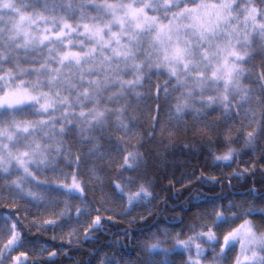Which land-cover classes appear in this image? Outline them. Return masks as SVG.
Returning a JSON list of instances; mask_svg holds the SVG:
<instances>
[{"label":"snow or ice","instance_id":"1","mask_svg":"<svg viewBox=\"0 0 264 264\" xmlns=\"http://www.w3.org/2000/svg\"><path fill=\"white\" fill-rule=\"evenodd\" d=\"M141 115L152 129L146 139L137 131ZM157 130L190 134L181 147L207 152L217 168L257 152L264 161V0H0V200L19 204L15 211L32 215V227L72 229L70 246L82 234L93 247L74 264H176L171 256L180 264H264V173L259 188L240 185L239 203L217 205L226 197L214 187L191 192L193 179L206 187L247 182L254 164L229 172L227 181L204 169L197 176L193 165L182 186L205 213L188 226L191 234L183 226L175 235L165 230L164 240L152 233L154 242L133 249L134 258L103 251L111 245L95 234L106 220L93 215L99 209L83 177L110 190L100 201L105 212L113 211L106 202H126L117 214L127 215L155 199V182L143 170L152 149L139 148ZM125 137L138 138L135 151ZM118 160L119 182L105 183L101 173ZM19 224V215L0 217L9 233L0 264H30L25 252L11 256L31 243ZM56 256L31 264H54Z\"/></svg>","mask_w":264,"mask_h":264},{"label":"trees","instance_id":"2","mask_svg":"<svg viewBox=\"0 0 264 264\" xmlns=\"http://www.w3.org/2000/svg\"><path fill=\"white\" fill-rule=\"evenodd\" d=\"M247 83V81H245ZM152 115H156L155 110H153ZM213 115H218V113H213ZM185 119H190L185 117ZM137 131L146 139L148 133H151L152 129L150 126V121L147 115H141L137 125ZM115 135L123 136V133H116ZM235 135V133H233ZM129 140L128 151L132 152L136 150L138 144L137 137H125ZM191 139L190 134L185 136L183 133H178L173 130V133L169 136L168 132L165 131L163 135L157 130L156 137L154 140L150 141L145 147L139 148V151L143 154L146 148L152 149V151L145 157L148 164L147 168L143 169L147 171L149 177L155 182L154 187L149 190L155 196V199L150 201H144L143 204L138 205L127 215H118L127 205L126 202H120L116 200L115 202H106L108 208L113 209V211H104V207L101 206L100 201L105 200V193L110 194L109 189H105L102 193L98 188V182L95 178H91L85 173L83 179L88 181L91 185L87 189L88 197L95 203V207L99 209L98 212L93 213V215L99 214L106 220L104 229L100 233H96L100 237V243L103 245H111L110 247H104L103 251L107 252L109 255L116 253L118 256L121 250L133 253V258L135 253L133 249H139V246L144 242H154L152 239V233H157L161 240L165 237L163 233L167 230L172 235H175L181 231V227L186 233H188V226L196 222L198 215L205 213L204 207H192V204L198 203L196 201L189 202V192L184 191L182 185H187V179L184 177L190 174L194 169L197 176L200 175L202 169L205 170L208 177H216L222 179L223 181L228 180V173L233 170H239L241 168H251L254 164L256 166L255 177H249L247 182L232 181L233 187L229 188L227 183L217 184L215 186L209 185L204 186L198 184L195 179L193 183L196 184L195 188L191 189L193 194L200 191L208 193L209 187H214V191L218 195L226 197L224 200L217 201V205L223 204L227 205L229 201L235 200L240 202L244 197L238 195L237 193L248 187L259 188V179L261 173H264V161L259 160V153L249 154L247 156H242L239 158L237 163H233L231 167H224L223 164L219 168L212 165L211 157L208 156L207 152L203 154L192 155L190 152H186L182 147V143H187ZM174 142L177 147L172 148L168 145V141ZM199 149V142L194 141ZM243 141L238 144L233 145V147L240 148ZM124 147V145H121ZM226 149L221 146L220 151L223 152ZM219 154V153H218ZM207 158V164L205 160ZM247 160L249 163L245 164L242 161ZM120 161L110 165L105 173H101L104 176L105 183L109 180H115L119 182L118 174L115 169L118 167ZM134 172H124L123 177L134 176ZM253 180L256 181L255 185ZM243 184L244 188L240 185ZM135 190L134 188L132 189ZM180 193L179 196L175 195ZM249 201H252L251 197H248ZM78 203V201H74ZM258 203V202H257ZM20 207L19 204L13 205L7 199L0 200V217L3 215H19L20 224L18 225V231L22 232V235H26L31 243L26 244L24 247H20L11 253L12 257L20 256V253H27V260L30 262L41 260L47 261L49 259L50 253L55 251L57 256L54 259V264H74L75 261H79L87 257L88 250H91L92 243H86L83 241V235L81 234L77 239L80 243L77 244L73 242L71 246L69 245V233L72 231L70 228L61 229H43L32 227L30 221L33 219L32 215H28L25 219L26 213L21 209L18 213L15 211L16 208ZM190 209V210H189ZM207 212L212 211L211 206H207ZM111 218L108 220L107 218ZM50 215L46 214L42 219H48ZM181 218L183 219V224H181ZM257 222L258 218H257ZM22 226V227H21ZM86 226V225H85ZM75 227V225H73ZM127 233V236H125ZM191 234V233H188ZM9 233L0 227V246H2ZM119 240L120 245H116L114 241ZM164 247H171V241L164 243ZM42 249H47L43 251ZM67 253V254H65ZM143 255V253H141ZM157 259H163V255L156 257ZM170 259L176 261V264H180V258L177 256H171ZM5 264H13L11 260H5Z\"/></svg>","mask_w":264,"mask_h":264},{"label":"rangeland","instance_id":"3","mask_svg":"<svg viewBox=\"0 0 264 264\" xmlns=\"http://www.w3.org/2000/svg\"><path fill=\"white\" fill-rule=\"evenodd\" d=\"M142 204H143V202H142ZM186 258V257H185Z\"/></svg>","mask_w":264,"mask_h":264}]
</instances>
